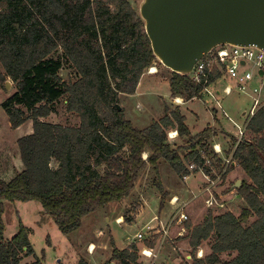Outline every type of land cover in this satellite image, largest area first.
I'll use <instances>...</instances> for the list:
<instances>
[{
	"label": "trees",
	"instance_id": "1",
	"mask_svg": "<svg viewBox=\"0 0 264 264\" xmlns=\"http://www.w3.org/2000/svg\"><path fill=\"white\" fill-rule=\"evenodd\" d=\"M156 62L130 0H0V85L9 79L15 84L2 108L12 129L33 124V133L18 141L23 171L8 183L0 181V264H20L34 254L22 224L11 240L4 239L6 202L40 203L69 236L86 216L128 199L147 169L159 178L161 162L181 179L204 172L215 180L217 172H224L223 158L208 144L213 131L194 136L179 107H167L163 118L143 130L115 108L121 95L136 93ZM63 70L74 71L77 79L66 83ZM220 77L216 72L208 84H196L172 73L170 92L185 101L199 99ZM62 101L68 113L79 117L78 126L45 121ZM171 130L188 146L172 145ZM248 131L255 140L244 138L233 152L250 181L238 189L246 207L238 217L227 212L210 214L198 226L186 223L193 253L215 238L211 254L192 258V264H264V110L254 116ZM228 137L235 147L237 137ZM158 190L163 206L167 194L161 183ZM225 254L236 256L225 261ZM138 255L135 246L113 248L110 261L141 264Z\"/></svg>",
	"mask_w": 264,
	"mask_h": 264
},
{
	"label": "rangeland",
	"instance_id": "2",
	"mask_svg": "<svg viewBox=\"0 0 264 264\" xmlns=\"http://www.w3.org/2000/svg\"><path fill=\"white\" fill-rule=\"evenodd\" d=\"M130 2L139 12L141 0H130ZM153 70L157 72H152ZM61 77L66 83L77 79V75L72 70H63ZM171 77L170 70L159 62L154 63L141 79L134 95L120 96L118 105L123 110L125 118L137 129L143 130L163 118L167 107L170 109L179 107L194 136L208 128L213 131L208 144L213 146L214 152L223 158L224 169H226V162L232 158L236 148L228 136L238 138L239 127L244 124L243 115L253 106V95H255L253 90H261L260 79L255 76L253 82L248 84L247 91L241 94L237 90V81L222 76L209 86L199 99L192 101L183 99V103L178 105L175 103L176 98H173L170 92ZM7 82L10 83L9 90L0 85V181L8 183L17 173L23 171L18 141L33 133V124L29 121L17 130L11 128L2 105L14 94L15 84L10 79ZM227 86L233 88L230 95L223 93ZM216 90L221 92L220 95ZM261 102H264V88L261 90ZM45 121L71 127H76L80 123L76 114L67 112L63 101L58 106L57 113ZM175 132L171 130L168 134L171 144L177 147L188 146L187 141L180 139L178 134L175 137ZM255 137L251 132H246L247 140H255ZM218 144L221 145L218 146L221 153H217L215 149ZM181 153L185 154V152ZM144 159H147V155H144ZM51 166L57 168L55 163ZM229 167L232 169L225 180L221 174L215 172L217 180L215 179V186H212L202 172L181 179L167 163L161 162L159 178L151 169H147L142 173L136 189L128 199L111 203L86 216L80 228L69 236H64L60 232L50 217L44 213L40 203L6 202V212L3 216L6 226L4 239L11 240L19 232L21 224L28 229L34 254L23 257L20 264H34L37 261L41 264H79L80 262L117 264L110 261L113 248L122 251L132 246L138 250V262L141 264H152V261L148 262L147 258L141 255L143 249L155 251L157 254V258H153L155 264H181L184 261L192 264V258L204 259L211 254V245L215 238L204 242L193 253L187 238L188 223L179 227L173 225L169 229V237L164 241L162 230L164 228L168 230L171 217L178 212L176 208L182 204L185 205H183L184 212L192 226L202 224L210 214L216 217L230 212L238 217L246 204L235 186L239 182L243 184L250 181L239 161L232 160ZM158 183H161L167 194L163 206ZM212 195L215 199L217 197L216 200L220 205L222 203L224 208L216 204L211 208L206 205L207 200L212 201ZM173 198H178L177 204L172 205ZM126 216L133 220L126 221ZM253 221L251 219L249 225ZM148 226L155 228L152 231L154 235H148L143 241L135 240L134 237L139 233L146 235ZM92 245L94 250L90 252ZM235 256L236 254L232 256L225 254L222 258L230 261Z\"/></svg>",
	"mask_w": 264,
	"mask_h": 264
},
{
	"label": "water",
	"instance_id": "3",
	"mask_svg": "<svg viewBox=\"0 0 264 264\" xmlns=\"http://www.w3.org/2000/svg\"><path fill=\"white\" fill-rule=\"evenodd\" d=\"M139 15L157 62L176 75L219 47L264 51V0H141Z\"/></svg>",
	"mask_w": 264,
	"mask_h": 264
},
{
	"label": "built area",
	"instance_id": "4",
	"mask_svg": "<svg viewBox=\"0 0 264 264\" xmlns=\"http://www.w3.org/2000/svg\"><path fill=\"white\" fill-rule=\"evenodd\" d=\"M241 69H246L244 73H241ZM219 73L220 76H227L231 78L232 80H235L238 82L237 84V90L243 94L247 91L248 84L252 83L255 76L258 77L261 81V90L264 88V51L259 50L256 47H250V48H236V47H219L216 50H214L211 54H208L204 56L198 63L195 65L190 78L191 80L196 84H208L210 77L214 73ZM262 73V75H261ZM211 86V85H209ZM208 86V87H209ZM206 89L205 91H207ZM261 90L254 89L253 92L255 95H253V106L251 110L247 113H244V124L239 127V134L237 138L236 147L241 143V141L245 138L246 132H248V128L250 125L251 120L254 118V116L261 110H264V102H261ZM224 94L230 95L233 92V88L230 86H227L223 90ZM175 103L180 105L183 103L182 98H176ZM177 132H175V137L177 136ZM217 153H221V150L218 146L215 147ZM233 156L230 160L226 162V169H224V172L221 174L222 178L227 169H229L230 164L232 162ZM209 161H207V165H209ZM194 166L189 167V171H192ZM204 177L208 179V183L210 185H214L216 180H213L209 175H206L204 172ZM215 173V172H213ZM188 177H185L186 179ZM215 186V185H214ZM212 201L207 200L205 203L208 205L209 208L215 206H219L221 208H224V205L221 203V205L218 203V201L214 198L212 195ZM172 205L178 203V198H173L171 201ZM183 205H180L176 210L178 211L176 214H173V216L170 219V222L168 224V230L165 228L162 230V238L163 241L166 240L169 237V229L174 226H181L183 224H186L189 221V218L187 214L184 212ZM185 206V205H184ZM154 227L148 226L146 228V235L139 233L137 234L134 239L135 240H146L148 235L153 236L152 231H154ZM160 231H158L159 233ZM163 243V242H162ZM141 255L148 259H156L157 254L152 249H143L141 251Z\"/></svg>",
	"mask_w": 264,
	"mask_h": 264
},
{
	"label": "crops",
	"instance_id": "5",
	"mask_svg": "<svg viewBox=\"0 0 264 264\" xmlns=\"http://www.w3.org/2000/svg\"><path fill=\"white\" fill-rule=\"evenodd\" d=\"M245 70H246V69H245ZM245 70H244V69L241 70V73L243 74ZM216 91H217V94L220 95L221 92H220L219 90H216ZM223 93H224V92H223ZM225 95H226V94H225ZM217 146H221V145L218 144ZM120 220H122V218L119 219V221H120ZM92 246H93V245H92ZM92 251H93L92 248H90V252H92ZM188 259H189V257H188ZM147 260H148V262H149V261H152V264H155V262H154L153 260L148 259V258H147Z\"/></svg>",
	"mask_w": 264,
	"mask_h": 264
},
{
	"label": "bare ground",
	"instance_id": "6",
	"mask_svg": "<svg viewBox=\"0 0 264 264\" xmlns=\"http://www.w3.org/2000/svg\"><path fill=\"white\" fill-rule=\"evenodd\" d=\"M156 70H153L152 72H155ZM157 72V71H156ZM122 220H120V222H121ZM92 250H94V246H92Z\"/></svg>",
	"mask_w": 264,
	"mask_h": 264
}]
</instances>
